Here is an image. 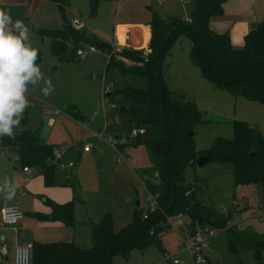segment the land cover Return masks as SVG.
Wrapping results in <instances>:
<instances>
[{
	"label": "rangeland",
	"instance_id": "rangeland-1",
	"mask_svg": "<svg viewBox=\"0 0 264 264\" xmlns=\"http://www.w3.org/2000/svg\"><path fill=\"white\" fill-rule=\"evenodd\" d=\"M7 1L16 2L11 6L13 12L18 13L11 14V17L13 20L23 21L29 28L31 45L39 52L36 63L41 67L45 77L51 79L54 86V91L47 97L41 91L42 84L29 86L30 106L25 110L21 124L14 129V132L18 133L24 127L28 129L39 127V135L44 142L53 144L56 148L64 146L67 149L61 153L59 161L55 163L53 184L44 190H38L40 187L36 184L37 179L34 178L32 188H26L25 194H21V191L28 185L17 162L18 157L15 152L5 149V155H0V183L8 179L18 185L15 195L24 211L25 219L33 217L32 212L42 211L48 207L43 202L44 196L51 199H53L52 195L62 199L67 197L66 200L73 199V224L64 227L65 233L59 232L65 236L68 234L67 237L71 239L72 229V237L75 241L84 247H90L93 243L92 223L100 220L103 215L106 213L111 215L113 229L117 231L133 220L135 209L147 208L148 192L138 177L140 167L148 166L150 162L144 141L126 146V150L122 152L123 155L130 156V160L126 161L120 155L117 146L111 145L95 134L101 133L103 137L119 136V141H128L133 137L136 140L141 139L130 135L132 124L119 108L120 101L124 99L121 92L114 91L112 95H107L114 107L105 110L101 105L105 86L112 90L125 82L135 83L138 80L130 75L121 74L117 69L105 71L108 54L102 48L87 53L85 57L78 56L76 49L86 48L90 42L69 43L67 51L71 56L58 60L57 55L50 50V36L37 32L35 26H32V16L19 11L20 0ZM67 2V22L83 32L85 37L96 38L106 43L116 38L113 30L116 20L141 19L147 14L151 15L153 11H157L160 15H174L173 12L177 11L182 15L187 13L190 5V0H187L181 8L167 11L165 2L157 0H100L94 8L90 0H67ZM32 6L39 14L43 11L49 14L50 27L63 26L64 20L54 5L42 7L34 0ZM76 16L79 17V23L72 24L71 19ZM191 44V39L186 35L173 43L171 54L165 60L164 77L170 89L196 103L200 120L194 125L193 140L197 150L209 147L217 136L231 137L233 119L246 120L250 125L259 127L264 135V103L215 87L211 81L202 76L200 68L191 62L189 58ZM135 47H143L144 52H148V45L146 47L138 43ZM126 63L132 62L126 60ZM87 74L91 76L87 77ZM72 105L82 109L86 116H91L94 123L89 117L77 120L67 114L65 109ZM94 110L97 111L96 114L93 113ZM21 125L24 127L21 128ZM86 144L90 145L87 151L83 150ZM78 154L80 156L77 159ZM7 155L13 161L8 159ZM68 161H72L73 164L67 165ZM30 174L36 176L37 169L33 168ZM184 174L186 181L196 186L195 195L204 204L212 205L216 211L226 215L233 214L228 224H232L235 220V215L241 210L239 207L241 204H248L253 207L252 210L255 209L254 207L259 208L258 204H260L264 212V186L254 185L252 182L234 183L230 165L210 159L202 165L194 164L187 167ZM234 197L239 203L232 204ZM136 200L140 201L137 206L134 205ZM185 215L183 213V216ZM34 218L32 223L38 220L36 215ZM52 232L53 229L46 225L33 226L29 236L32 239H43L54 235ZM216 234H218L215 237L216 241L210 243L217 254V257L211 254L212 264H239V259L241 264H259L251 250L243 249L238 258L228 249L227 230L216 228ZM159 243L164 250L176 251L179 245L177 231L168 229L160 236ZM13 247L9 249V256H13ZM160 253L161 250L157 245L142 250L133 247L127 257L116 254L112 262L113 264H169ZM179 256L189 260L183 252L179 253ZM261 264H264V251Z\"/></svg>",
	"mask_w": 264,
	"mask_h": 264
},
{
	"label": "trees",
	"instance_id": "trees-1",
	"mask_svg": "<svg viewBox=\"0 0 264 264\" xmlns=\"http://www.w3.org/2000/svg\"><path fill=\"white\" fill-rule=\"evenodd\" d=\"M51 1L57 4L64 20L63 26L36 27L35 30L50 36V50L58 60L71 56L67 51L69 43L90 42L110 51L109 43L85 37L83 32L67 22V0ZM99 1L90 0L92 8ZM224 1L193 0L190 21L177 15L162 17L153 11L148 21L151 35L147 55L143 56V47L123 48L119 53L124 60L110 54L105 65V71L117 69L121 74L138 80L125 82L110 91V95L114 91L124 95L119 103L120 110L131 126L144 129L138 137L135 136L140 140L133 137L118 143L117 147L124 149L138 141L146 144L150 162L148 166L140 167L138 177L148 194L156 195V209L148 211L147 218H142L143 208L138 207L133 220L117 231L113 229L111 215L106 213L92 223L93 243L90 247L74 241L33 240L30 264H113L114 255L127 257L131 248L142 250L151 245L159 246L163 253L165 250L160 246V237L149 233L152 224L158 229L163 211L171 214L181 212L191 220L224 228L228 232L227 246L232 253L239 258L243 249L251 250L261 264L264 234L228 224L233 214L226 215L216 211L212 205L204 204L195 195L196 186L186 181L184 173L187 167L196 164L198 156L209 155L211 159L231 166L234 183L252 182L264 186V135L259 127L246 120L233 119L231 137L217 136L209 147L197 150L193 140L194 125L200 120L196 103L170 89L164 77L165 60L171 54L173 43L186 35L192 41L189 58L200 68L204 78L234 95L264 103V17L246 32L243 43L235 46L228 32H217L209 26L211 16L223 13ZM126 60L132 63H126ZM65 111L77 120L87 117L74 105ZM1 142L0 150L15 152L19 166L36 168L45 185L53 184L55 163L59 157L55 153L56 146L41 139L39 127H24L15 133L14 139L0 137ZM43 200L50 206V211H36L34 215L41 220H60L68 226L73 224V199L57 202L44 196ZM238 262L241 264L240 259Z\"/></svg>",
	"mask_w": 264,
	"mask_h": 264
},
{
	"label": "crops",
	"instance_id": "crops-1",
	"mask_svg": "<svg viewBox=\"0 0 264 264\" xmlns=\"http://www.w3.org/2000/svg\"><path fill=\"white\" fill-rule=\"evenodd\" d=\"M42 7H51L50 5H54L56 11L58 7L56 2L51 0H36ZM158 1V0H157ZM168 1V2H167ZM165 2V8L167 11L169 10H176L178 8H181L182 5L187 2H181V0H167ZM18 5L21 6V9L19 10L23 14H28L29 16H32V26L36 27H50V16L47 15L46 11L41 12L39 14L36 9L33 8L32 4L34 3V0H20L18 1ZM159 2V1H158ZM16 2H11L7 0H0V9H3L4 11L8 12L10 15L14 14L16 15L18 12H13V7L11 5L15 4ZM53 3V4H48ZM48 5V6H47ZM194 6L193 0H190V5L187 9V13H182V15H179L177 11H174V15L180 16L181 18H184V16H189L192 8ZM223 13L219 16H211L209 19V26L217 31V32H228L230 35V39L235 46H240L243 43L244 35L246 32L254 25V23L264 17V0H225L222 3ZM160 10V9H159ZM161 12V11H160ZM172 13V12H170ZM177 13V14H176ZM171 15V14H169ZM162 17H166L168 15H161ZM69 17V16H68ZM151 15L141 17V19H134L129 21H121L116 20L115 26L113 28L115 32V36L118 38V34L121 37L122 33H124L126 30H129L131 33V41L141 45L146 46L148 45L150 35H151V29L150 24L148 23ZM119 26H123V29H119ZM122 31V32H121ZM121 34V35H120ZM119 39V38H118ZM79 110L82 111L79 107H77ZM83 112V111H82ZM84 113V112H83ZM91 120V116H87ZM92 121V120H91ZM93 122V121H92ZM94 123V122H93ZM119 137V136H118ZM120 140V139H119ZM122 141V140H121ZM123 142V141H122ZM87 151V150H86ZM4 154V150H0V155ZM5 155V154H4ZM3 155V156H4ZM79 154L77 156V159L79 158ZM129 160L130 156L128 155ZM127 160V161H129ZM69 162V161H68ZM67 162V165H69ZM73 164V163H72ZM70 164L69 166H71ZM21 172L23 173V176L25 177V172L22 170V167L20 166ZM31 168V172H32ZM36 178L38 184V187H40L38 190H44L48 188L51 185H45L43 183V178L41 174H37L36 176H31L29 179H26L28 187H25L21 191V194H25L26 190L29 188H32V182L33 179ZM254 185L257 183H253ZM43 187V188H42ZM27 188V189H26ZM50 196V195H49ZM52 198L56 200L57 202H63L67 197H64L63 199L61 197H54L52 195ZM235 198V197H234ZM236 199V198H235ZM237 200V199H236ZM17 203L19 205V201L14 195L11 199L6 198L3 194H0V208L3 207L6 204L9 203ZM44 202V200H43ZM45 203V202H44ZM239 203V200L237 201ZM46 204V203H45ZM140 204V201L139 203ZM48 207L42 209V211L39 212H49L50 206L46 204ZM20 207V205H19ZM241 207V210L238 211V213L235 215V225L239 229H253L258 233L264 234V212L263 207L258 204L259 208L254 207L255 209L252 210V208L248 204H241L239 205ZM251 210L249 211V209ZM24 212V211H23ZM247 214L245 215V213ZM249 212V213H248ZM33 214V212H32ZM245 215V216H243ZM27 219V218H26ZM25 214L24 216L18 221L16 224V227H12L9 225H0V239L7 242L9 249L17 244L24 243L25 241H33V240H39V241H74L78 244H80L78 241H75L74 237H72V229L70 230L71 233V239H69L68 234L65 236L61 234V232L65 233L64 227L68 226L65 225L60 220H41L38 218L36 223H32L34 221V215L33 217L26 220ZM46 225L53 229L54 235L51 237H45L43 239H36V238H30L29 233L33 231V226H41ZM58 230V232H57ZM61 231V232H59ZM52 232V233H53ZM213 235L210 239V243L212 241H216L215 237L217 236ZM82 245V244H80ZM212 246V245H211ZM13 251V249H12ZM167 251V250H166ZM9 250L6 256H4L0 260V264H14L13 262V256H9ZM161 254V253H160ZM211 254L217 255L216 251L211 247ZM217 257V256H216Z\"/></svg>",
	"mask_w": 264,
	"mask_h": 264
},
{
	"label": "built area",
	"instance_id": "built-area-1",
	"mask_svg": "<svg viewBox=\"0 0 264 264\" xmlns=\"http://www.w3.org/2000/svg\"><path fill=\"white\" fill-rule=\"evenodd\" d=\"M159 2H164L167 0H158ZM181 2H185V0H181ZM184 19L190 21L191 18L189 16H184ZM72 24L79 23V17H73L71 19ZM116 37V36H115ZM136 43L131 41V33L129 30L124 32V40L121 42L117 37L109 42L110 51L106 50L108 57L110 54H113L115 58L124 60L125 58L119 53L122 50V47L130 48L135 47ZM93 44H90L85 47H79L76 49V54L80 57H85L87 53L97 50ZM109 88L105 86V89L102 93L101 105L103 108L109 109L114 107V104L109 102L107 95H110ZM97 113L96 110L93 112ZM85 122V121H84ZM86 125V123H84ZM88 126V125H87ZM143 127L141 126H132L130 129V135L137 136L143 132ZM97 137L104 138L113 146H117L118 143L122 142L114 135H108L107 137H103L101 133H95ZM90 145L86 144L83 146V150H89ZM67 149L64 146H59V148L55 149V153L58 157L61 156V153ZM120 155L124 157L127 161L129 157L127 154L123 155L124 149H118ZM68 164H72V161H69ZM22 170L25 172V178L29 179L31 168L27 165L22 167ZM232 204H237V200L235 198L232 199ZM157 207L156 195L148 194L147 199V208H145L142 212V218L148 217V211H153ZM222 208L226 210V207L222 205ZM163 217L160 222L157 224L158 229H155V225H151L149 228V233L151 235H155L160 237L163 235L168 229H174L177 231L179 235V245L176 251L169 252L164 251L162 253V257L168 261L169 264H212L211 256V246L210 239L213 235H215V231L217 227L212 226L208 223L199 222L197 220H191L187 215L183 216V213L179 212L176 214L162 212ZM24 216V212L21 207L17 203H9L0 208V225H9L12 227H16L18 221ZM232 224L235 225V220L232 221ZM33 242L25 241L24 243L17 244L13 247V262L14 264H30L31 262V250H32ZM9 250V246L7 242L0 239V260L7 255ZM184 253L189 260H184L179 256V253Z\"/></svg>",
	"mask_w": 264,
	"mask_h": 264
},
{
	"label": "clouds",
	"instance_id": "clouds-1",
	"mask_svg": "<svg viewBox=\"0 0 264 264\" xmlns=\"http://www.w3.org/2000/svg\"><path fill=\"white\" fill-rule=\"evenodd\" d=\"M38 49L32 47L29 28L19 19L0 9V137L15 138L25 110L30 106L29 86L43 85L45 97L54 86L36 63ZM18 185L5 179L0 183V194L11 199Z\"/></svg>",
	"mask_w": 264,
	"mask_h": 264
},
{
	"label": "water",
	"instance_id": "water-1",
	"mask_svg": "<svg viewBox=\"0 0 264 264\" xmlns=\"http://www.w3.org/2000/svg\"><path fill=\"white\" fill-rule=\"evenodd\" d=\"M79 14L82 15L81 12H79ZM146 55H147L146 53H143V56H146ZM86 76H87V77H90L91 74H87ZM23 127H24V126L21 125V128H23ZM254 153H255V152H252V154H254ZM210 159H211V157H210L209 155H200V156H198L197 159H196V164H197V165H202V164H204L206 161H209ZM138 203H139V201L136 200V201L134 202V205L137 206Z\"/></svg>",
	"mask_w": 264,
	"mask_h": 264
},
{
	"label": "bare ground",
	"instance_id": "bare-ground-1",
	"mask_svg": "<svg viewBox=\"0 0 264 264\" xmlns=\"http://www.w3.org/2000/svg\"><path fill=\"white\" fill-rule=\"evenodd\" d=\"M119 29H123V26H119ZM122 32V31H121ZM121 35V34H120ZM118 38H119V40L121 41V42H123V40H124V33H122V35H121V37L119 36V34H118Z\"/></svg>",
	"mask_w": 264,
	"mask_h": 264
}]
</instances>
